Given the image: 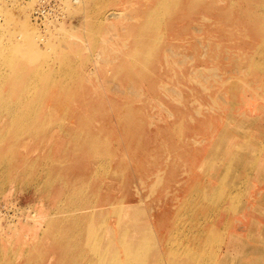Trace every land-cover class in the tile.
I'll return each instance as SVG.
<instances>
[{
  "label": "rangeland",
  "instance_id": "1",
  "mask_svg": "<svg viewBox=\"0 0 264 264\" xmlns=\"http://www.w3.org/2000/svg\"><path fill=\"white\" fill-rule=\"evenodd\" d=\"M33 3L0 0V264H263L264 0H59L43 42Z\"/></svg>",
  "mask_w": 264,
  "mask_h": 264
},
{
  "label": "bare ground",
  "instance_id": "2",
  "mask_svg": "<svg viewBox=\"0 0 264 264\" xmlns=\"http://www.w3.org/2000/svg\"><path fill=\"white\" fill-rule=\"evenodd\" d=\"M180 2H181V1H180ZM202 2H203V1H202ZM202 2H201V3H202ZM227 2H228V1H227ZM247 2H248V1H247ZM190 3H192V2H190ZM193 3H194V2H193ZM196 3H197V2H196ZM213 3H214V2H211L210 4H213ZM187 4L189 5V3H187ZM191 5H192V4H191ZM196 5H197V4H196ZM200 5H202V4H200ZM205 5H206V4H205ZM239 5H240V4H239ZM245 5H246V4H245ZM178 6H180V5H178ZM183 6H184V5H183ZM183 6H182V7H183ZM198 6H199V2H198ZM198 6H197V7H198ZM210 6H212V5H210ZM210 6H209V7H210ZM218 6H219V5L217 4V7H218ZM180 7H181V6H180ZM188 7H189V6H188ZM193 7H194V5H193ZM219 7H220V6H219ZM219 7H218V8H219ZM245 7H246V6H245ZM151 8H152V7H151ZM168 8H169V7H168ZM202 8H203V7H202ZM204 8H205V7H204ZM234 8H235V7H234ZM185 9H186V8H185ZM194 9H195V7H194ZM211 9L213 10L214 7H213V8L211 7ZM171 10H172V8H171ZM227 10H228V8H227ZM236 10H237V9H236ZM172 11H173V10H172ZM188 11H190V10H188ZM188 11H187V12H188ZM214 11H217L216 8H215ZM223 11H224V10H223ZM243 11H244V10H243ZM200 12H201V11H200ZM206 12H207V11H206ZM208 12H209V11H208ZM217 12H218V11H217ZM194 13H196L195 10H194ZM204 13H205V12H204ZM233 13H234V11H233ZM211 14H212V13H211ZM169 15H171V14L169 13ZM208 15H209V14H208ZM222 15H223V14H222ZM232 15H233V14H232ZM237 15H238V14H237ZM171 16H172V15H171ZM191 16H192V15H191ZM212 16H214V14H213ZM217 16H218V15H217ZM223 16H224V15H223ZM144 17H145V15H144ZM150 17H151V16H150ZM215 17H216V16H215ZM219 17H220V16H219ZM201 18H202V17H201ZM221 18H224V17H221ZM233 18H234V17H233ZM0 19H1V18H0ZM123 19H124V18H123ZM129 19H130V18H129ZM129 19H128V20H129ZM144 19H145V18H144ZM204 19H205V18H203V20H204ZM205 20H206V19H205ZM206 21H207V20H206ZM208 21H209V20H208ZM217 21H218V19H217ZM221 21H222V20H221ZM232 21H233V20H232ZM232 21H231V22H232ZM5 22H7V20H6ZM236 22H237V21H236ZM144 23L146 24V21H145ZM222 23H223V22H222ZM232 23H233V22H232ZM237 23H238V22H237ZM239 23H240V22H239ZM3 24H4V22H3ZM7 24H8V23H7ZM7 24H5V25H7ZM223 24H224V23H223ZM254 24H255V23H254ZM5 25H4V26H5ZM143 25H144V24H143ZM227 25H228V24H227ZM233 25H234V24H233ZM239 25H240V24H239ZM4 26H3V27H4ZM228 26H229V25H228ZM235 26H236V25H235ZM251 26H253V25H251ZM7 27H8V25H7ZM10 27H11V24H10ZM143 27H144V26H143ZM229 27H230V26H229ZM231 27H232V26H231ZM231 27H230V28H231ZM243 27H244V26H243ZM253 27H254V26H253ZM11 28H12V27H11ZM13 28H14V27H13ZM148 28H149V27H148ZM148 28H147V29H148ZM151 28H152V27H151ZM241 28H242V27H241ZM220 29H221V28H220ZM8 30H9V29H7V32H9ZM11 30H12V31H10L9 33H7V35H8V34L10 35V39H11V37H12L11 35H14V36H15V34H16V33L13 32L14 29H11ZM224 30H225V29H224ZM5 31H6V30H5ZM154 31H155V30H154ZM226 31H227V28H226ZM233 31H234V30H233ZM236 31H238V30H236ZM11 32H13V33L11 34ZM155 32H156V31H155ZM5 34H6V33H5ZM230 34H231V33H230ZM17 35H18V34H17ZM17 35H16V36H17ZM7 37H8V36H7ZM231 37H232V36H231ZM239 37H240V35H239ZM153 39H154V38H153ZM238 39H239V38H238ZM22 40H23V39L21 38V35L19 34V36H18V40H13V41H12V44H11V45H13L12 48L15 50V53H16V52H19V53H22L23 55H25V58L27 57V62H28V59L31 60V58L34 59V57H35L36 55H37L36 57H38V55H40V54H39V53H40V50L38 51L37 48L35 49V47H33L32 44H26V43L21 42ZM24 40H26V39H24ZM136 40H137V42H138L139 39H136ZM136 40H135V41H136ZM7 41H8V40H7ZM257 41H258V40H257ZM27 42H28V40H27ZM125 42H126V41H125ZM140 42H141V41H140ZM5 44H6V43H5ZM140 44H141V43H140ZM140 44L138 43L137 45L139 46ZM2 46H3V45H2ZM124 46H125V45H124ZM124 46H123V48H124ZM144 47H145V44H144ZM144 47H143V48H144ZM3 48H4V47H3ZM5 48H6V47H5ZM47 48H48V47H47ZM47 48H46V49H47ZM150 48H151V47H150ZM152 48H153V47H152ZM6 49H7V48H6ZM6 49H5V51H7ZM32 49H33V50H32ZM133 50H134V49H133ZM133 50H131V52H132ZM141 50H142V48H141ZM5 51H4V52H5ZM32 51H34V52H32ZM45 51H47V50H45ZM144 51H145V50H143L142 53H144ZM166 51H168V50L166 49ZM134 52H135V53L137 52V48L135 49ZM150 52H151V50H150ZM1 53H3L2 49H1ZM1 53H0V54H1ZM5 53H7V52H5ZM43 53H44V52H43ZM35 54H36V55H35ZM130 54H131V53H130ZM139 54H140V56H141V55H144V54H141L140 52H139ZM139 54L137 53V55H139ZM171 54H172V53H171ZM126 55H127V54H125V56H126ZM137 55H136V56H137ZM163 55H164V54H163ZM177 55H178V54H177ZM15 56H16V55H15ZM128 56H129V55H128ZM140 56H139V57H140ZM173 56H174V54H173ZM5 57H6V56H4L3 58H5ZM19 57H20V56H19ZM143 57H144V56H143ZM183 57H184V56H183ZM136 58H137V57H136ZM189 58H190V57H189ZM13 59H14V58H13ZM101 59H102V58H101ZM133 60H134V59H133ZM136 60H137V59H136ZM136 60H134V61L136 62ZM142 60H143V59H142ZM148 60H149V59H148ZM0 61H1V60H0ZM3 61H4V59H3ZM1 62H2V61H1ZM1 62H0V63H1ZM14 63H15V62H14ZM30 63H31V62H30ZM3 64H5V63H3ZM130 64H131V63H130ZM146 65H147V64H146ZM143 67H145V66H143ZM147 67H148V66H147ZM147 67H146V70H147ZM144 69H145V68H144ZM3 70H4V69H3ZM3 70H2V71H3ZM203 70H204V69H203ZM206 70H207V69H206ZM210 70H211V69H210ZM13 71L16 72V69L13 70ZM195 71H196V70H195ZM195 71H194V72H195ZM211 71H215L214 68H213V70H211ZM3 72H5V71H3ZM15 72H14V73H15ZM206 72H207V71H206ZM208 72H209V69H208ZM208 72H207V73H208ZM5 73H6V72H5ZM8 73H9V72H8ZM16 73H17V72H16ZM190 73H192V72H190ZM199 74H200V73H199ZM212 75H213V73H212ZM214 75H215V74H214ZM255 76H257V75H255ZM204 77H205V76H204ZM213 77H215V76H213ZM113 78H114V77H113ZM205 78H206V77H205ZM8 79H9V78H8ZM18 79H19V78H18ZM227 79H228V78H227ZM259 79H260V78H259ZM218 80H219V79H218ZM202 81H203V80H202ZM263 81H264V80H263ZM258 83H259V82H258ZM258 83H257V84H258ZM195 84H198V83H195ZM223 84H224V83H223ZM247 85H248V83H247ZM263 87H264V86H263ZM130 88H131V87H130ZM201 88H202V87H201ZM255 88H256V87H255ZM7 89H8V88H6V91H7ZM32 89H33V88H32ZM202 89L205 90L204 88H202ZM256 89H257V88H256ZM258 89H259V88H258ZM8 90H9V89H8ZM20 90H21V89H20ZM117 90H119V89L117 88ZM131 90H132V88H131ZM132 91H134V90H132ZM132 91H130V92H132ZM27 92H28V91H27ZM121 92H122V91H121ZM128 92H129V91H128ZM130 92H129V93H130ZM30 93H32V90H31ZM178 93H179V92H178ZM10 94H11V93H10ZM39 94H40V92H39ZM172 94H173V93H172ZM175 94H177V92H176ZM177 95H178V94H177ZM177 95H176V96H177ZM233 95H234V94H233ZM178 96L180 97V94H179ZM263 96H264V95H263ZM217 97H218V96H217ZM42 98H43V97H42ZM176 98H177V97H176ZM176 98H175V99H176ZM220 98H221V97H220ZM234 99H235V98H234ZM27 101H28V100H27ZM33 101H34V100H33ZM210 101H211V103H212V100H210ZM177 102H179V100H178ZM30 103H31V102H30ZM213 104L216 105L215 102H214ZM224 104H225V103H224ZM28 105H29V104H28ZM231 105H232V104H231ZM18 106H19V105H18ZM18 106H17V108H18ZM24 106H25V105H24ZM161 106H162V105H161ZM26 107H27V106H26ZM20 108H21V106H20ZM24 108H25V107H24ZM38 109H39V108H38ZM199 109H200V107H199ZM231 109H232V108H231ZM16 110H17V109H16ZM20 110H21V109H20ZM214 110H215V109H214ZM236 110H237V109H236ZM17 111H19V110H17ZM23 112H24V109H23ZM47 112H48V111H47ZM196 112H197V111H196ZM45 113H46V112H45ZM167 113L170 115L169 112H167ZM214 113H215V112H214ZM17 114H18V112H17ZM20 114H21V113H20ZM168 114H167V115H168ZM0 115H1V114H0ZM28 115H29V114H28ZM1 116H2V115H1ZM1 116H0V117H1ZM16 116H17V115H16ZM16 116H15V118H16ZM20 116H21V115H19V117H20ZM170 116H171V115H170ZM17 117H18V116H17ZM19 117H18V118H19ZM32 118H33V117H32ZM42 118H43V117H42ZM170 118H171V117H170ZM47 119H49V118H47ZM9 120H10V119H9ZM18 120H19V119H18ZM64 120H65V119H64ZM66 120H67V119H66ZM17 122H18V121H16L15 123H17ZM43 122H44V120H43ZM58 122H59V121H58ZM63 122H64V121H63ZM12 123H13V121H12ZM12 123H11V124H12ZM29 123H30V122H29ZM48 123H49V122H48ZM60 123H61V122H60ZM14 125H15V124H14ZM24 125H25V124H24ZM24 125H23V126H24ZM16 126H17V125H16ZM44 126H45V125H44ZM61 126H62V125H61ZM9 127H10V126H9ZM17 127H18V126H17ZM46 127H48V126H47V123H46ZM19 128H20V127H19ZM24 128H25V127H24ZM43 128H44V127H43ZM66 128H67V127H66ZM21 129H22V127H21ZM68 129H69V127H68ZM8 130H9V129H8ZM75 130H78V129H75ZM46 131H47V130H46ZM61 131H62V129H61ZM73 131H74V130H73ZM0 133H1V132H0ZM6 133H7V132H6ZM15 133H16V132H15ZM70 133H71V131H70ZM76 133H78V132H76ZM71 134H72V133H71ZM242 134H243V132H242ZM245 134H246V133H245ZM5 135H6V134H5ZM13 135H14V134H13ZM75 135H78V134H75ZM94 136H95V135H94ZM95 137H96V140H97L98 137H97V136H95ZM241 137H242V136H241ZM90 138H92V137H90ZM0 139H1V138H0ZM76 139H79V138H76ZM77 141H78V140H77ZM0 142H1V141H0ZM14 142H16V141H14ZM75 142H76V140H75ZM99 144H100V143H99ZM163 146H164V144H163ZM261 146H262V144H261ZM164 147H165V146H164ZM87 148H88V147H87ZM220 148H222V147L220 146ZM72 149H73V148H72ZM7 150H8V149H7ZM46 150H47V149H46ZM73 150H74V149H73ZM77 150H78V149H76V151H77ZM64 151H65V150H64ZM82 151H83V150H82ZM87 151H88V150H87ZM96 151H97V150H96ZM241 151H242V150H241ZM257 151H258V150H257ZM90 152H91V149H90ZM63 153H64V152H63ZM211 153H212V152H211ZM50 154H51V153H50ZM2 157H3V156H2ZM4 157H5V156H4ZM256 157H257V155H256ZM206 158H207V157H206ZM217 158H218V157H217ZM50 159H51V158H50ZM221 159H222V158H221ZM253 159H254V158H253ZM218 161H219V160H218ZM57 162H58V161H56V164H57ZM63 162H64V161H63ZM226 162H227V161H226ZM252 162H253V161H252ZM58 163H60V162H58ZM54 165H55V164H54ZM77 165H78V163H77ZM212 165H213V164H212ZM55 166H57V165H55ZM230 166H231V165H230ZM240 166H241V165H240ZM250 166H251V165H250ZM7 167H8V166H7ZM60 167H61V166H60ZM234 167H235V166H234ZM234 167H233V169H234ZM230 168H231V167H230ZM52 169H53V167H52ZM52 169H51V170H52ZM58 169H60V168H58ZM225 169H226V167H225ZM6 170H7V169H6ZM51 170H50V171H51ZM55 170L57 171V169H55ZM62 170H63V169H62ZM62 170H61V171H62ZM252 170H253V169H252ZM189 171H190V170H189ZM250 171H251V170H250ZM52 172H54V171H52ZM232 172H233V171H232ZM61 173H62V172H61ZM185 173H186V172H185ZM5 174H6V172H5ZM7 174H9V173H7ZM187 174H188V173H187ZM190 174H191V173H190ZM58 175H59V174H58ZM227 176H228V175H227ZM249 176H250V175H249ZM15 177H16V176H15ZM77 178H78V177H77ZM79 178H80V177H79ZM10 179H11V178H10ZM156 179L158 180L159 178H156ZM156 179H155V180H156ZM226 180H227V179H226ZM56 181H57V180H56ZM78 181H79V179H78ZM159 181H160V180H159ZM139 182H140V181H139ZM160 182H161V181H160ZM225 182H226V181H225ZM225 182H224V183H225ZM61 183H62V182H61ZM64 183H65V182H64ZM77 183H78V182H77ZM156 183L159 184L158 181H157ZM58 184H59V183H58ZM160 184H161V183H160ZM196 184H197V183H196ZM140 185H141V182H140ZM163 185H164V183H163ZM173 185H174V184H173ZM175 185L177 186V184H175ZM240 185H241V184H240ZM240 185H239V186H240ZM60 186H61V185H60ZM230 186H231V185H230ZM161 187H162V186H161ZM174 187H175V186H174ZM201 187H202V186H201ZM51 188H52V186H51ZM158 188H159V187H158ZM171 188H172V187H171ZM177 188H178V186H177ZM179 188H180V187H179ZM192 188H193V187H192ZM167 190H168V189H167ZM167 190H166V192H167ZM227 190H228V189H227ZM233 190H234V189H233ZM178 191H179V190H178ZM190 191H191V190H190ZM136 192H137V191H136ZM212 192H213V191H212ZM167 193H168V192H167ZM170 193H171V192H170ZM49 194H50V193H49ZM171 194H172V193H171ZM138 195H139V194H138ZM167 195H168V194H167ZM219 196H220V195H219ZM232 196H233V195H232ZM43 197H44V196H43ZM48 197H49V196H48ZM224 197H225V196H224ZM204 200H205V198H204ZM104 201H107V200L104 199ZM136 201H137V200H136ZM138 201H139V200H138ZM217 201H218V200H217ZM219 201H220V200H219ZM108 202H109V200H108ZM110 202H111V201H110ZM134 202H135V200H134ZM230 203H231V202H230ZM95 204H96V203H95ZM222 204H223V203H222ZM202 205H203V204H202ZM108 206H109V205H108ZM230 206H231V205H230ZM240 206H241V205H240ZM94 207H95V206H94ZM86 208H87V206H86ZM198 208H199V207H198ZM211 208H212V207H211ZM211 208H210V209H211ZM246 208H247V207H246ZM113 209H114V208H113ZM118 209L122 210V212L124 211V213L127 214V209H128V208H126V207H124V208L122 207V208H121V207H120V208H118ZM202 209H203V208H202ZM231 209H232V208H231ZM88 210H89V209H88ZM196 210H197V209H196ZM196 210H195V211H196ZM199 210H200V209H199ZM204 210H205V209H204ZM48 212H49V211H48ZM86 212H87V211H86ZM91 212H92V211H91ZM231 212H232V211H231ZM49 213H50V212H49ZM199 213H200V212H199ZM213 213H214V212H213ZM47 216H48V214H47ZM70 217H71V216H70ZM80 217H82V216H80ZM80 217H79V218H80ZM106 217H107V216H106ZM106 217H105V218H106ZM210 217H211V215H210ZM56 219H57V218H56ZM52 220H53V219H52ZM59 220H60V219H59ZM211 220H212V219H211ZM225 220H226V219H225ZM53 221H54V220H53ZM56 221H57V220H56ZM56 221H55V222H56ZM223 221H224V220H223ZM68 222H70V221H68ZM85 222H86V221H85ZM134 222H135V221H134ZM57 223H58V221H57ZM83 223H84V222H83ZM222 223H223V222H222ZM230 223H231V222H230ZM50 224H51V223H50ZM55 224H56V223H55ZM223 224H224V223H223ZM48 225H49V224H48ZM104 225H105V223H104ZM221 225H222V224H221ZM57 226H58V225H57ZM61 227H62V226H61ZM83 227H84V226H83ZM102 227H103V226H102ZM223 227H225V226L223 225ZM100 228H101V227H100ZM56 229H57V228H56ZM64 229H65V228H64ZM64 229H63V230H64ZM226 229H227V228H226ZM84 230H85V228H84ZM99 230H100V229H99ZM65 231H67V230H65ZM98 232H99V231H98ZM82 233H83V232H82ZM53 234H54V232H53ZM81 235H82V234H81ZM247 235H248V234H247ZM48 236H49V235H48ZM53 237H54V235H53ZM61 237H62V236H61ZM94 237H95V236H94ZM117 237H118V236H117ZM246 237H248V236H246ZM98 238H99V237H98ZM98 238H97V239H98ZM123 238H124V237H123ZM76 239H77V238H76ZM78 239H81V237H79ZM99 240H100V239H99ZM132 240H133V239H131L130 241H128L129 244H130V246L133 244V241H132ZM216 240H217V239H216ZM59 241H60V240H59ZM226 241H227V240H226ZM62 242L64 243V241H62ZM78 242H80V241L78 240ZM95 242H97V241H95ZM120 242H121V240H120ZM263 242H264V240H263ZM55 243H56V242H55ZM91 243H92V242H91ZM93 243H94V242H93ZM146 243H147V241H146ZM57 244H58V243H57ZM94 244H95V243H94ZM106 244H107V243H106ZM263 244H264V243H263ZM58 245H59V244H58ZM95 245H96V244H95ZM144 245H145V243H144ZM60 246H61V244H60ZM93 246H94V245H93ZM244 246H245V245H244ZM250 246H251V245H250ZM253 246H254V245H253ZM77 247H78V246H77ZM259 247H260V246H259ZM61 248H63V250H64V247H61ZM81 248H82V247H81ZM85 248H86V247H85ZM208 248H209V247H208ZM66 249H67V248H66ZM105 249H106V248H105ZM142 249H144V248H142ZM76 250H77V249H76ZM80 250H81V249H79V251H80ZM144 250H145V249H144ZM147 250H148V248H147ZM59 251H61V249H60ZM260 251H262V250H260ZM76 252H77V251H76ZM90 252H91V251H90ZM95 252H96V250H95ZM116 252H117V251H116ZM141 252H142V251H141ZM141 252H140V253H141ZM225 252H226V251H225ZM59 253H60V252H59ZM142 253H143V252H142ZM142 253H141V255H142ZM63 254H65V252H63ZM76 254H77V253H76ZM76 254H75V255H76ZM79 254H80V253H79ZM39 255H41V254H39ZM58 255L61 256L62 253H61V254H58ZM73 255H74V254H73ZM73 255H72V256H73ZM116 255H117V254H116ZM196 255H197V254H196ZM225 255H226V254H225ZM250 255H251V254H250ZM137 256H138V255H137ZM245 256H247V255H245ZM62 257H64V256L62 255ZM105 257H106V256H105ZM114 257H115V256H114ZM138 257H139V256H138ZM212 257H213V256H212ZM73 258H74V256H73ZM135 258H136V256H135ZM135 258H133V259H135ZM197 258H198V257H197ZM220 258H222V257H220ZM59 259H60V258H59ZM65 259H66V258H65ZM78 259H79V258H78ZM78 259H77V260H78ZM96 259H97V258H96ZM98 259H99V260H98V263H97V264H103V263H104V264H105V263H106V264H118V263H116L117 260H115L113 257H112L111 259L109 258L106 262H103V261L106 260V259H104V257H102L101 259H100V257H99ZM131 259H132V257H131ZM230 259H231V258H230ZM61 260H62V259H61ZM67 260H68V257H67V259H66V262H68ZM136 261H137V260H136ZM212 261H213V260H212ZM231 261H232V260H231ZM236 261H237V260H236ZM262 261H263V260H262ZM64 262H65V261H64ZM64 262H63V263H64ZM66 262H65V264H66ZM76 262H77V261H76ZM27 263H28V262H27ZM130 263H131V261H130ZM134 263H135V262H134ZM237 263H238V261H237ZM261 263H262V262H261ZM40 264H41V263H40ZM60 264H61V263H60ZM67 264H70V262L67 263ZM127 264H128V263H127ZM131 264H132V263H131ZM211 264H212V263H211ZM231 264H232V263H231ZM263 264H264V262H263Z\"/></svg>",
  "mask_w": 264,
  "mask_h": 264
},
{
  "label": "built area",
  "instance_id": "3",
  "mask_svg": "<svg viewBox=\"0 0 264 264\" xmlns=\"http://www.w3.org/2000/svg\"><path fill=\"white\" fill-rule=\"evenodd\" d=\"M29 20L38 30V41L43 42L48 26L60 18L59 0H33Z\"/></svg>",
  "mask_w": 264,
  "mask_h": 264
}]
</instances>
